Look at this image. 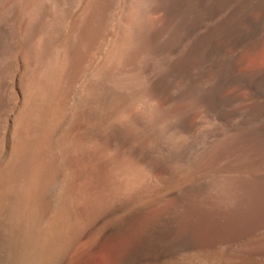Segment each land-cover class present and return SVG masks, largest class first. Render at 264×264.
I'll list each match as a JSON object with an SVG mask.
<instances>
[{"label": "bare ground", "instance_id": "bare-ground-1", "mask_svg": "<svg viewBox=\"0 0 264 264\" xmlns=\"http://www.w3.org/2000/svg\"><path fill=\"white\" fill-rule=\"evenodd\" d=\"M0 264H264V0H0Z\"/></svg>", "mask_w": 264, "mask_h": 264}]
</instances>
